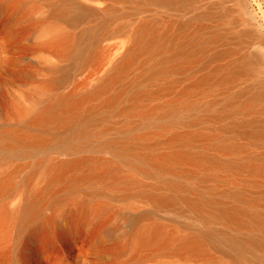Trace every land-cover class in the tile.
Returning a JSON list of instances; mask_svg holds the SVG:
<instances>
[{
  "label": "bare ground",
  "instance_id": "6f19581e",
  "mask_svg": "<svg viewBox=\"0 0 264 264\" xmlns=\"http://www.w3.org/2000/svg\"><path fill=\"white\" fill-rule=\"evenodd\" d=\"M109 1L100 10L62 0L49 16L66 19L72 4H76V16L70 21L96 16L102 11L108 18L102 21V30L93 29L91 34L103 36L106 24L114 21L110 19L132 14L119 11L116 5L122 3L125 9H132L134 4V0ZM196 1L139 0L141 4L181 7H189ZM4 4H8L9 12L14 14L23 1L0 0V13ZM243 10L240 1L236 8L212 3L196 17L213 18L218 22L212 29L215 41L229 39L221 32L226 29L234 30L231 39L236 45L260 39L262 59L253 54L239 59L232 71L220 76L219 81L230 82L238 75L253 74L255 67L264 61V39L245 22ZM240 25L244 28L236 30ZM43 33L46 39L42 46L62 60L80 64L89 56L87 43L83 44L78 37L53 26L46 27ZM5 34L10 41H17L13 28L8 27ZM82 35L86 37L87 33ZM124 46L121 57L108 74L87 94L76 98L71 94L54 95L50 101L19 109V116L26 115L19 123L0 122V151L20 154L41 149L51 141H59L60 146L67 149L84 148L87 146L84 135L98 117L121 118L116 133L129 134L96 146L111 152L112 163L88 157L49 161L41 172L43 181L38 187L26 191L13 210L0 208V231L7 221L23 224L27 238L21 254L27 259L36 257L55 238L72 239L85 233L88 219L102 212V205L91 207L87 203L86 197L99 191L92 181L102 184V178L107 175L110 178L105 185L118 198L134 193L149 205L148 209L130 218L129 230L123 241L117 243L119 247L134 246L132 259L146 250L150 255L174 258L173 264H264V152L245 155L249 145L264 143V120L259 129L254 127L253 119L237 121L233 118L229 125L219 127L216 132L200 128L215 118L222 120L226 114L229 117L249 114L252 103L264 97V90L252 94L244 102H228L229 112H220L216 117L210 113L213 103L200 98V94L208 90L212 78L205 76L189 83L182 79V83L176 77L187 71L189 64L183 56L193 46L189 39L178 42L156 21L142 19L132 29ZM229 52L232 50L227 48L218 56ZM52 71L59 78L70 73L69 68ZM89 97L96 98V104L82 109V103ZM178 126L183 129H176ZM149 127L155 128L152 131ZM64 131L68 135L60 137ZM40 163L37 161L25 177V186ZM123 167L133 174L123 172ZM233 174L249 178L233 183ZM139 176L149 177L153 182L142 185ZM83 183L88 185L87 194L76 201L77 208L72 210L65 205L67 195L78 192ZM13 187L9 175L0 177V195ZM46 205L55 211L43 218L42 210ZM161 217L172 227L160 224L158 218ZM58 218L61 226L56 225ZM144 219H151L152 223L140 226ZM97 235L96 230L89 235L91 245L102 243Z\"/></svg>",
  "mask_w": 264,
  "mask_h": 264
},
{
  "label": "rangeland",
  "instance_id": "374dc122",
  "mask_svg": "<svg viewBox=\"0 0 264 264\" xmlns=\"http://www.w3.org/2000/svg\"><path fill=\"white\" fill-rule=\"evenodd\" d=\"M22 1L23 5L16 13L9 12L8 4L2 6L0 13V122L19 123L26 116L25 113L19 116L17 114L19 109L28 108L36 102L50 101L54 95L71 94L76 98L90 92L98 85L101 78L108 74L114 62L121 57L132 29L142 19L156 21L161 28L168 29L169 34L178 42L185 39L191 41L193 46L185 51L183 56L185 63L189 64L187 71L176 77L181 81L183 79L184 83L205 76L212 78L211 83L207 85L208 90L200 94V98L201 101L213 103L210 112L213 116L216 114L217 117L220 112L224 114L229 112L226 108L228 102L234 101L238 104L252 94L264 90L263 60H261L262 65L255 67L253 74L238 75L230 82L217 80L220 76L232 71L237 61L245 56L253 54L262 59L260 39L250 44L236 45L231 39L234 30L226 29L224 33L221 32L229 36V39L224 37L222 40L215 41L212 29L218 22L213 18H196L212 3L236 8L237 2L240 1L244 9L245 22H249V26L264 39V0H197L189 7L168 6L160 3L141 4L139 0H134L132 5L135 8L134 11L133 8L125 9V4L118 3L116 7L119 11L129 14L132 12V14L114 16L110 19L114 21L106 24V33L98 37H93L91 31L102 30V21L108 18L106 14H102V11L96 16H85L75 21L70 19L76 16V4L93 6L102 10L109 4V0H72L76 4H72L73 6L69 8V17L66 19L49 16L53 7L60 4L62 0ZM48 26L78 37L83 44L87 43L86 50L89 56L86 60L80 64L65 61L49 48L43 47L42 44L46 39L43 31ZM223 26L228 27L225 23ZM8 27L15 30L16 42L6 37L5 31ZM242 28L244 26L240 25L236 27V30ZM83 32L87 33L86 37L82 35ZM91 36L92 39L89 38ZM227 48H230L232 52L218 56L219 52ZM56 68H69L70 73L59 78L58 74L52 71ZM96 102V98L89 97L82 103L81 108L87 109ZM232 118L237 121L253 119L254 127L261 128V120H264V97L252 103L249 114L243 116L236 114L232 117L226 114L222 120L215 118L205 125H200V128L207 132H216L219 127L229 125ZM121 123V118L115 116L109 115L105 119L98 117L84 135L83 140L87 143L84 148L67 149L60 146L59 141H51L41 149L24 154L0 151V177L9 175L14 183L10 192L0 195V208L4 207L11 211L17 207L26 191L34 190L42 183L41 172L52 159L72 160L88 157L112 163L111 152L104 147L97 149L96 146L106 141H113L117 137L128 136L129 134L125 132L116 133ZM154 128L149 127L148 130L153 131ZM176 129L182 130L183 127L178 126ZM67 135L66 131L60 133V137ZM263 152L264 143L259 146L249 145L245 155ZM39 160L41 163L38 169L25 186L23 184L25 177ZM122 171L133 174L127 167H123ZM109 178L110 176H104L102 184H95L92 181L99 191L86 197L87 203L91 207L102 205V212L98 217L88 219L84 228L85 233L77 234L72 239L55 238L50 246L42 248L34 258L27 259L21 254L27 238V231L23 224L14 220L7 221L0 231V264H173L171 261H174V258L150 255L146 250L141 252L137 259H132L134 246L119 247V244L117 245L118 242L123 241L125 233L131 226L130 218L135 213L148 209L149 205L146 200L135 197L134 193L123 199L118 198V195L111 192L105 185ZM248 178L244 174L232 175L233 183L239 180L245 181ZM138 179L142 185L153 182L149 177L139 176ZM83 184L78 192L67 195L65 205L72 210L77 208L76 201L87 194L88 185ZM54 211L52 206L46 205L41 217L48 218L54 214ZM158 219L166 228L172 227L165 218ZM150 223H152L151 219H144L139 225L146 226ZM61 224L62 221L58 218L56 225L61 226ZM94 230L98 232L97 237L102 242L100 245L89 243L88 237Z\"/></svg>",
  "mask_w": 264,
  "mask_h": 264
}]
</instances>
